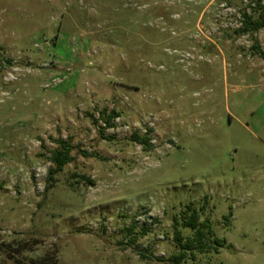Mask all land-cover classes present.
<instances>
[{
	"label": "rangeland",
	"instance_id": "1",
	"mask_svg": "<svg viewBox=\"0 0 264 264\" xmlns=\"http://www.w3.org/2000/svg\"><path fill=\"white\" fill-rule=\"evenodd\" d=\"M263 19L264 0H0V264H264ZM193 212L213 233L176 263Z\"/></svg>",
	"mask_w": 264,
	"mask_h": 264
},
{
	"label": "trees",
	"instance_id": "2",
	"mask_svg": "<svg viewBox=\"0 0 264 264\" xmlns=\"http://www.w3.org/2000/svg\"><path fill=\"white\" fill-rule=\"evenodd\" d=\"M250 28V27H249ZM261 28H264V19L261 21H256L251 25V28L248 29L250 31H258ZM133 141L147 148L148 139L140 138L137 134L133 136ZM58 148L51 152L50 162L55 165V168L49 171V180L53 178L55 174H58L63 171L64 167L71 163V145L64 140H58L56 142ZM176 227L179 226L178 222L175 224ZM183 226L185 228H190L196 232L195 238H188L185 244L181 245L182 253L175 257L174 262L178 263L182 259L186 258V253L193 252L199 249L200 252H205L207 250V244L205 239L208 235H212V226L209 220L205 222L200 221L199 214L197 212H193V214L184 221ZM181 234L178 232L176 235V240L180 242L183 238L180 236ZM218 245H221L219 240H216Z\"/></svg>",
	"mask_w": 264,
	"mask_h": 264
},
{
	"label": "flooded vegetation",
	"instance_id": "3",
	"mask_svg": "<svg viewBox=\"0 0 264 264\" xmlns=\"http://www.w3.org/2000/svg\"><path fill=\"white\" fill-rule=\"evenodd\" d=\"M152 2V0H149V4ZM136 4V3H135ZM156 4H159V3H155V2H153L151 5V9L150 10H152L153 8H154V11H155V8H156ZM137 5V4H136ZM159 9H157L158 11H163L162 9H165V10H167L166 9V7H163V6H159L158 7Z\"/></svg>",
	"mask_w": 264,
	"mask_h": 264
}]
</instances>
